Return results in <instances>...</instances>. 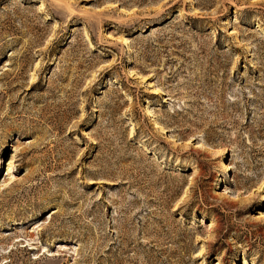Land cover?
Returning <instances> with one entry per match:
<instances>
[{"label":"rangeland","instance_id":"1","mask_svg":"<svg viewBox=\"0 0 264 264\" xmlns=\"http://www.w3.org/2000/svg\"><path fill=\"white\" fill-rule=\"evenodd\" d=\"M7 169L0 264H264V0H0Z\"/></svg>","mask_w":264,"mask_h":264},{"label":"bare ground","instance_id":"2","mask_svg":"<svg viewBox=\"0 0 264 264\" xmlns=\"http://www.w3.org/2000/svg\"><path fill=\"white\" fill-rule=\"evenodd\" d=\"M219 151V150H218ZM11 157V161H15V159L13 158V155H11L10 156ZM9 164V163H8ZM12 164V163H11ZM9 169H10V167H9ZM9 169H7L6 171H5V173H6V176L8 177V179L6 178V179H4L3 180V182L0 184V186H1V189H6V188H9L10 187V185H11V183L14 181V179H15V177L13 176V174H11L10 172H9ZM197 173H196V171L195 170H193L192 171V173H191V175H196ZM260 218L262 219V220H264V212H261V214H260ZM215 224L212 222V221H210L209 222V224H208V227H211V226H214ZM207 226V225H206ZM242 263L243 264H246V259H243L242 260ZM217 264H220L219 262H217Z\"/></svg>","mask_w":264,"mask_h":264}]
</instances>
